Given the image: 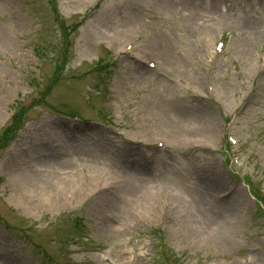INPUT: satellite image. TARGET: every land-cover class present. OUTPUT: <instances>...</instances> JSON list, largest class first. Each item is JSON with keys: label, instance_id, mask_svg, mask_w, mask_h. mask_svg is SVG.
Masks as SVG:
<instances>
[{"label": "rangeland", "instance_id": "rangeland-1", "mask_svg": "<svg viewBox=\"0 0 264 264\" xmlns=\"http://www.w3.org/2000/svg\"><path fill=\"white\" fill-rule=\"evenodd\" d=\"M56 2L0 0V129L53 86L0 154V264H264V0ZM58 173L83 197L38 204Z\"/></svg>", "mask_w": 264, "mask_h": 264}, {"label": "bare ground", "instance_id": "bare-ground-1", "mask_svg": "<svg viewBox=\"0 0 264 264\" xmlns=\"http://www.w3.org/2000/svg\"><path fill=\"white\" fill-rule=\"evenodd\" d=\"M63 177L64 176L58 173L57 179H60V181L47 183L45 186H43V188H41V192L39 193V195L33 196L32 199H36L38 204L48 205L51 208L61 205L66 200L77 197H83L84 192L80 182L81 179H79L78 177H65L63 179ZM52 186L54 189L52 188ZM139 187L141 186L139 185ZM50 188H52V191H50ZM105 190L106 188H103L100 191L99 188L96 194H99L98 196L101 197L100 194L102 195ZM145 199L146 197H141L139 199L143 204V207L149 202V200Z\"/></svg>", "mask_w": 264, "mask_h": 264}, {"label": "trees", "instance_id": "trees-1", "mask_svg": "<svg viewBox=\"0 0 264 264\" xmlns=\"http://www.w3.org/2000/svg\"><path fill=\"white\" fill-rule=\"evenodd\" d=\"M16 115H17V114H16ZM13 119H14V122H17V121H18V120H16V117H15V116L13 117ZM8 130H9V129H8Z\"/></svg>", "mask_w": 264, "mask_h": 264}]
</instances>
